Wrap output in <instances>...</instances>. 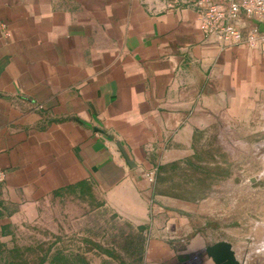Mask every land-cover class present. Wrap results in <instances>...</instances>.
<instances>
[{"label":"crops","instance_id":"1","mask_svg":"<svg viewBox=\"0 0 264 264\" xmlns=\"http://www.w3.org/2000/svg\"><path fill=\"white\" fill-rule=\"evenodd\" d=\"M259 104L264 52L206 38L189 7L0 0V264L51 200L87 189L145 228L146 264L205 249L217 240L153 205L142 172L191 155L198 132Z\"/></svg>","mask_w":264,"mask_h":264},{"label":"rangeland","instance_id":"2","mask_svg":"<svg viewBox=\"0 0 264 264\" xmlns=\"http://www.w3.org/2000/svg\"><path fill=\"white\" fill-rule=\"evenodd\" d=\"M150 187L153 205L196 219L192 235L209 231L212 241L228 239L242 264H264V105L198 132L193 153L162 165ZM144 230L87 189L51 200L4 254L17 264H38L48 249L66 248L90 264H146ZM206 256V248L198 249L188 259Z\"/></svg>","mask_w":264,"mask_h":264},{"label":"built area","instance_id":"3","mask_svg":"<svg viewBox=\"0 0 264 264\" xmlns=\"http://www.w3.org/2000/svg\"><path fill=\"white\" fill-rule=\"evenodd\" d=\"M153 12L193 9L206 38H213L222 46L245 45L264 52V0H139ZM158 168L142 172L143 179L152 185ZM6 172L0 167V190ZM173 264H203L195 259Z\"/></svg>","mask_w":264,"mask_h":264},{"label":"trees","instance_id":"4","mask_svg":"<svg viewBox=\"0 0 264 264\" xmlns=\"http://www.w3.org/2000/svg\"><path fill=\"white\" fill-rule=\"evenodd\" d=\"M51 248L40 258L38 264H90L83 253L68 250L66 248H56L51 252ZM5 264H17L11 259H7Z\"/></svg>","mask_w":264,"mask_h":264},{"label":"water","instance_id":"5","mask_svg":"<svg viewBox=\"0 0 264 264\" xmlns=\"http://www.w3.org/2000/svg\"><path fill=\"white\" fill-rule=\"evenodd\" d=\"M261 27L264 28V25ZM206 255L212 260V264H242L236 256L232 243L227 240H219L208 245Z\"/></svg>","mask_w":264,"mask_h":264},{"label":"bare ground","instance_id":"6","mask_svg":"<svg viewBox=\"0 0 264 264\" xmlns=\"http://www.w3.org/2000/svg\"><path fill=\"white\" fill-rule=\"evenodd\" d=\"M200 261H201V259L197 260L196 262H200Z\"/></svg>","mask_w":264,"mask_h":264}]
</instances>
